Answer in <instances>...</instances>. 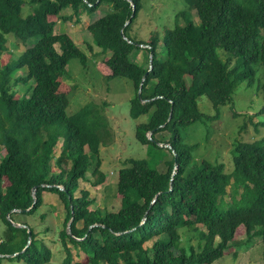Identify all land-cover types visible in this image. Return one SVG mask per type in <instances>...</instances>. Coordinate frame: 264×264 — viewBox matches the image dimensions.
<instances>
[{"label": "trees", "instance_id": "1", "mask_svg": "<svg viewBox=\"0 0 264 264\" xmlns=\"http://www.w3.org/2000/svg\"><path fill=\"white\" fill-rule=\"evenodd\" d=\"M103 3L109 11L86 27L88 48L109 70L104 78L133 83V119L153 109L148 122L136 124V139L161 148L156 135L169 131L172 159L161 172L144 158H128L118 170L119 203L92 210L93 199L79 184L110 136L109 124L93 101L67 115L68 95L61 90L66 66L72 58L85 63L89 57L68 34L55 35L49 17L80 22ZM140 5L141 0H0V146L6 151L0 159V264H211L255 237L264 243V131L257 128L264 127V0H184L163 37L158 31L146 42L129 33ZM9 36L24 46L21 52L13 54L17 48ZM139 44L152 53L150 70L149 54L146 66L130 58ZM19 69L25 75L14 77ZM258 70L261 106L249 119L258 118L259 138L234 144L229 173L221 162L196 161L197 144L186 142L180 127L202 120L198 98L205 95L218 111L231 101L238 81L253 86ZM18 81L34 83L16 97ZM99 166L97 159L93 185L106 178ZM231 182L241 191L229 204L223 197ZM43 191L57 194L65 209L59 263L33 226L19 220L36 213ZM238 232L246 240H237ZM188 233L197 236V248L190 234L183 240ZM67 243L85 258L74 260Z\"/></svg>", "mask_w": 264, "mask_h": 264}, {"label": "rangeland", "instance_id": "2", "mask_svg": "<svg viewBox=\"0 0 264 264\" xmlns=\"http://www.w3.org/2000/svg\"><path fill=\"white\" fill-rule=\"evenodd\" d=\"M183 6L184 0H141L136 18L129 28L131 37L146 42L152 34L158 31L162 32L163 37L166 29L172 26L174 13L181 10ZM109 8L107 3H103L95 12L83 14L80 22H74L73 20L62 22L54 16L49 17L56 22L54 34H68L84 53L86 50L89 57L85 63H82L78 58H72L66 66V74L61 81V90L68 95L67 115L75 113L87 102L93 101L102 106L109 124L108 135L110 136L106 138L105 143L100 145L99 156L90 158L91 163L86 173V179L81 180L79 184V189L89 191L90 197L93 199L90 207L92 210L95 208H110L119 203V194L116 189L118 170L128 158H144L148 162H152V165H155L161 172L167 170L168 162L172 159L166 146L170 137L169 131L165 130L156 135L161 148L151 144L143 145L136 139V124L148 122L153 109L147 114L133 119L130 115V100L135 95L133 83L123 77L104 78L103 76H106L109 70L102 63L96 62L97 57H93L88 48L91 39L88 36L89 32L87 31L88 34L86 32L87 25L92 20L94 21L107 13ZM24 11L29 13V6L25 7ZM189 11L193 15V11L190 9ZM70 12L71 9L63 11L64 14ZM180 22L183 23L182 17H180ZM8 41L17 48L13 54L21 52L22 48L24 49V46H20L13 36H9ZM25 43L23 44L26 46L28 44L32 45L28 41ZM146 46L145 44H139L138 49H135L130 55L131 60L146 66V56L149 54L145 49ZM55 47L58 48L57 44ZM94 48L98 50L97 47L94 46ZM10 57L9 53L3 55L4 61L10 59ZM24 74V69H19L14 72L13 76ZM260 79L261 70H258L253 86L249 87L245 81H238L231 101L220 106L218 111L213 108L212 103L205 95L198 98V108L203 115L202 120L180 127V133L184 140L188 143L197 144L194 149V159L196 161L200 162L205 159L212 163L221 162L224 164L225 171L229 173L232 168L234 144L242 140L252 141L259 138L256 137L258 134L253 129L258 118L255 117L250 120L249 116L254 115L261 106V95L258 89ZM33 83V81L27 83L18 81L15 86L16 97L23 93L28 85ZM245 121L246 124L244 125ZM257 128L259 132L264 131V127L257 126ZM62 141L63 139L59 138L58 151ZM85 151L89 152L87 146ZM5 154V149L0 146V159ZM97 159L100 161L99 171H102L106 178L102 184L93 185L96 178L94 169L97 166ZM240 191L241 188L235 187L231 182L227 186V193L223 197L224 201L229 204L234 203V200H238ZM78 193L79 191L75 189V195ZM64 217L65 209L60 197L55 193L43 191V205L36 213L22 215L19 218L20 222L29 223L33 226L34 231L39 233L37 236L50 248L52 260L55 263H59L65 255L64 245L58 236L63 227ZM189 234L192 236V245L197 248V236L188 233L183 236V240L188 242ZM235 238L246 240L240 232L236 234ZM253 239V242L248 241V243L235 250L237 254L234 251H228V255H224L211 264H264V243L259 237ZM67 246L74 260L80 259L76 256L74 247L70 243H67ZM84 258L85 256H83Z\"/></svg>", "mask_w": 264, "mask_h": 264}, {"label": "water", "instance_id": "3", "mask_svg": "<svg viewBox=\"0 0 264 264\" xmlns=\"http://www.w3.org/2000/svg\"><path fill=\"white\" fill-rule=\"evenodd\" d=\"M130 3H131V5H132V8L134 9V4L132 3V1H130ZM129 21H127L126 22V24L128 23ZM141 45V44H140ZM150 56H149V65H148V70H150L151 69V67H152V57H151V53L149 54ZM144 78H145V74L143 75V77H142V80H141V84H142V82H143V80H144ZM141 84H140V86H139V88H138V96L140 95V91H141ZM169 117H170V114H169ZM167 147H170V145L169 144H167L166 145ZM34 190V189H33ZM15 226H24V225H20V224H14ZM68 230L70 231V228L68 227ZM28 234H29V241H28V243L30 242V240H31V233H30V231L28 230Z\"/></svg>", "mask_w": 264, "mask_h": 264}, {"label": "bare ground", "instance_id": "4", "mask_svg": "<svg viewBox=\"0 0 264 264\" xmlns=\"http://www.w3.org/2000/svg\"><path fill=\"white\" fill-rule=\"evenodd\" d=\"M18 43V42H17ZM9 45V44H8ZM152 54V53H151ZM25 75V74H24ZM16 83V82H15ZM260 109V108H259ZM246 111V110H245ZM256 112V111H255ZM254 129V128H253ZM256 130V129H255ZM255 132V131H254ZM90 165V163H89ZM196 165V164H195ZM54 170V169H53ZM233 194V193H232ZM239 197V196H238ZM234 202V201H233ZM43 205V204H42ZM42 220V219H41Z\"/></svg>", "mask_w": 264, "mask_h": 264}]
</instances>
